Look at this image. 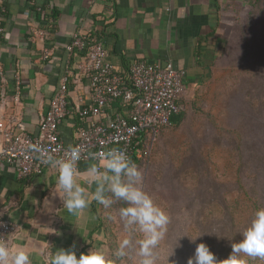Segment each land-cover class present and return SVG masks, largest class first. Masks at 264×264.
<instances>
[{
  "label": "crops",
  "instance_id": "crops-1",
  "mask_svg": "<svg viewBox=\"0 0 264 264\" xmlns=\"http://www.w3.org/2000/svg\"><path fill=\"white\" fill-rule=\"evenodd\" d=\"M249 1L254 2L38 0L34 8L30 0H0V116L14 113L18 117L16 133L38 132L69 58L65 46L75 31L94 34L106 49L107 59L119 69L140 59L172 63L186 70L185 84L196 85L209 77L222 48L221 20ZM44 49L51 50L47 60ZM74 66L68 82L70 113L60 126L66 145L75 143L81 126L74 107L90 104L88 81L76 77ZM16 85L19 103H13ZM55 181V172L48 167L22 179L0 161V216L19 226L10 249L29 250L32 264H48L60 248L74 247L79 255L100 246L104 238L102 230L96 229L98 204L92 202L79 216L67 213L53 191Z\"/></svg>",
  "mask_w": 264,
  "mask_h": 264
},
{
  "label": "rangeland",
  "instance_id": "rangeland-1",
  "mask_svg": "<svg viewBox=\"0 0 264 264\" xmlns=\"http://www.w3.org/2000/svg\"><path fill=\"white\" fill-rule=\"evenodd\" d=\"M219 33L222 48L209 77L186 84L181 121L162 130L135 162L144 189L171 218L158 264H187L199 243L226 259L238 233L264 207V0L228 14ZM121 206L98 205L105 231L100 246L115 250L129 235L118 216ZM247 259L264 264L260 257ZM122 264H138V258Z\"/></svg>",
  "mask_w": 264,
  "mask_h": 264
},
{
  "label": "built area",
  "instance_id": "built-area-1",
  "mask_svg": "<svg viewBox=\"0 0 264 264\" xmlns=\"http://www.w3.org/2000/svg\"><path fill=\"white\" fill-rule=\"evenodd\" d=\"M65 50L69 58L48 109L40 118L38 132L16 133L14 125L18 117L14 113L0 116V161L12 167L18 178L26 179L45 169L40 154L35 151L37 147L55 156H62L68 147L60 126L70 113L67 94L69 78L74 74L73 64L76 77L88 81L90 94L89 105H77L73 109L83 123L73 145H83L95 152L118 146L126 149L132 159H141L152 150L162 130L174 125L175 118L183 113L186 70L172 63L142 59L133 61L125 70L119 69L107 59L102 42L90 31H75ZM50 56L51 50L44 49V59ZM116 101L125 107V114L112 106ZM13 103H19L17 85ZM18 228L16 223L0 216V240L9 248Z\"/></svg>",
  "mask_w": 264,
  "mask_h": 264
},
{
  "label": "clouds",
  "instance_id": "clouds-1",
  "mask_svg": "<svg viewBox=\"0 0 264 264\" xmlns=\"http://www.w3.org/2000/svg\"><path fill=\"white\" fill-rule=\"evenodd\" d=\"M35 151L40 154L41 162L55 172L53 191L61 198L67 213L79 216L92 202L104 209L122 202L118 216L129 232L115 250L97 246L77 255L74 247L60 248L48 264H122L133 254L138 264H158L157 249L166 236L171 218L144 189V172L126 149L113 146L95 152L83 145L70 144L62 156L40 147ZM82 160H86L83 169L80 167ZM137 233L140 234L138 240ZM238 234L240 239L231 244L232 250L226 259L218 260L208 245L199 243L187 264H249V257L264 259V207L254 212ZM199 236H189L190 241L194 243ZM31 257L29 250H11L0 240V264H32Z\"/></svg>",
  "mask_w": 264,
  "mask_h": 264
},
{
  "label": "trees",
  "instance_id": "trees-1",
  "mask_svg": "<svg viewBox=\"0 0 264 264\" xmlns=\"http://www.w3.org/2000/svg\"><path fill=\"white\" fill-rule=\"evenodd\" d=\"M30 1H32L34 4V8H36V4H37V1L38 0H30ZM262 0H254V4L255 5H257V4H259L260 2H261ZM52 13V12H51ZM51 15V14H50ZM93 36L97 39V37L93 34ZM112 106L113 107H118L119 108V110L121 111V113L122 114H125V112H126V110H125V107L124 106H121L120 105V103H119V101H116V102H114L113 104H112ZM183 117V115L181 114L180 116H178V117H176L175 118V124H177V123H179L180 121H181V118ZM78 119H79V117H78ZM80 121V120H79ZM80 123H81V126L80 127H82L83 126V123L80 121ZM133 161L134 162H136V161H138V159H133ZM84 163V165L83 166H81V168H84L85 167V165H86V161H84L83 162ZM258 208H261L260 206H258L257 207V209ZM96 214L98 215V218H97V221H98V224H97V228L96 229H101L102 230V232H103V234L105 233V231L103 230V225H102V221H101V216H100V214H99V211H97L96 212ZM105 236V235H104Z\"/></svg>",
  "mask_w": 264,
  "mask_h": 264
}]
</instances>
